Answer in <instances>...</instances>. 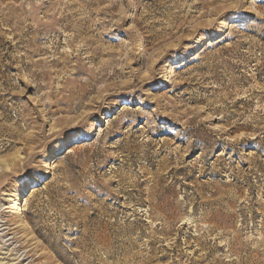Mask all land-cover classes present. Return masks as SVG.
Segmentation results:
<instances>
[{"label": "rangeland", "instance_id": "1", "mask_svg": "<svg viewBox=\"0 0 264 264\" xmlns=\"http://www.w3.org/2000/svg\"><path fill=\"white\" fill-rule=\"evenodd\" d=\"M0 264H264V0H0Z\"/></svg>", "mask_w": 264, "mask_h": 264}, {"label": "bare ground", "instance_id": "2", "mask_svg": "<svg viewBox=\"0 0 264 264\" xmlns=\"http://www.w3.org/2000/svg\"><path fill=\"white\" fill-rule=\"evenodd\" d=\"M97 50V49H96ZM74 52V51H73ZM96 52V51H95ZM131 55V54H130ZM129 56V55H128ZM132 57V56H131ZM121 74H123L122 73V71L121 70H118V69H114V76L115 75H121ZM22 223V222H21ZM18 224V222H14L12 225H10V227L9 228H5V229H3V230H8V232L7 233H10L12 230H15V229H18V228H20V226H18L17 225ZM17 225V226H16ZM13 226V227H12ZM15 226V227H14ZM22 226V225H21ZM10 235V234H9ZM15 239V238H14ZM21 247H23V245L21 246ZM25 248V247H24ZM26 257H27V260H29V259H33V255H31V253H30V251L29 252H26ZM25 259V258H24ZM35 262V260H31V262L30 263H34Z\"/></svg>", "mask_w": 264, "mask_h": 264}]
</instances>
